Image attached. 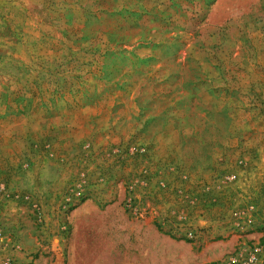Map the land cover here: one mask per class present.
I'll return each mask as SVG.
<instances>
[{"label":"rangeland","instance_id":"rangeland-1","mask_svg":"<svg viewBox=\"0 0 264 264\" xmlns=\"http://www.w3.org/2000/svg\"><path fill=\"white\" fill-rule=\"evenodd\" d=\"M0 264H264V0H0Z\"/></svg>","mask_w":264,"mask_h":264}]
</instances>
